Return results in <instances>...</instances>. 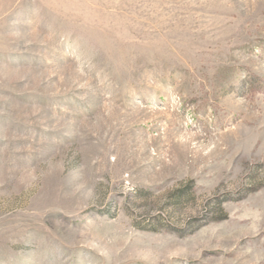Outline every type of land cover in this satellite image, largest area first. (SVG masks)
<instances>
[{"label":"rangeland","instance_id":"obj_1","mask_svg":"<svg viewBox=\"0 0 264 264\" xmlns=\"http://www.w3.org/2000/svg\"><path fill=\"white\" fill-rule=\"evenodd\" d=\"M0 264H264V0H0Z\"/></svg>","mask_w":264,"mask_h":264}]
</instances>
